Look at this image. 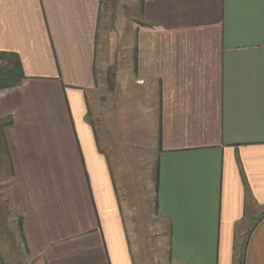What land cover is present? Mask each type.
<instances>
[{
    "label": "crops",
    "instance_id": "1",
    "mask_svg": "<svg viewBox=\"0 0 264 264\" xmlns=\"http://www.w3.org/2000/svg\"><path fill=\"white\" fill-rule=\"evenodd\" d=\"M0 55L31 264H264V0H0Z\"/></svg>",
    "mask_w": 264,
    "mask_h": 264
},
{
    "label": "rangeland",
    "instance_id": "2",
    "mask_svg": "<svg viewBox=\"0 0 264 264\" xmlns=\"http://www.w3.org/2000/svg\"><path fill=\"white\" fill-rule=\"evenodd\" d=\"M15 59L12 56L0 55V85H7L12 83L18 76V70L16 72L10 71L14 68ZM109 78V77H108ZM111 78V77H110ZM107 88L115 89V80L108 79ZM3 172V173H1ZM149 173H146L142 178L140 199V221L139 231L148 232L147 225L149 226L150 218L153 213L152 211V180H153V167H150ZM0 239L2 244L7 248L9 254L12 256V261L15 264H31L32 260L25 254L22 240L19 235L17 215L11 206V202L8 194V184L5 182L7 173H4V169L0 171ZM145 236V235H144ZM146 238V236H145ZM142 244V243H141ZM147 244V243H145ZM142 244V252H149L147 245ZM141 249V247L138 246Z\"/></svg>",
    "mask_w": 264,
    "mask_h": 264
},
{
    "label": "trees",
    "instance_id": "3",
    "mask_svg": "<svg viewBox=\"0 0 264 264\" xmlns=\"http://www.w3.org/2000/svg\"><path fill=\"white\" fill-rule=\"evenodd\" d=\"M16 70L19 71V65H18V62L15 63L14 68L10 69V71H12V72H16Z\"/></svg>",
    "mask_w": 264,
    "mask_h": 264
}]
</instances>
